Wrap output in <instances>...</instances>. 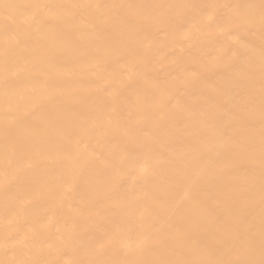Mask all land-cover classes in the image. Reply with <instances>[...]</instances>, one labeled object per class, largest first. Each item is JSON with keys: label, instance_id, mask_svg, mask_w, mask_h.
I'll use <instances>...</instances> for the list:
<instances>
[{"label": "bare ground", "instance_id": "6f19581e", "mask_svg": "<svg viewBox=\"0 0 264 264\" xmlns=\"http://www.w3.org/2000/svg\"><path fill=\"white\" fill-rule=\"evenodd\" d=\"M264 0H0V264H260Z\"/></svg>", "mask_w": 264, "mask_h": 264}, {"label": "snow or ice", "instance_id": "6c2138e0", "mask_svg": "<svg viewBox=\"0 0 264 264\" xmlns=\"http://www.w3.org/2000/svg\"><path fill=\"white\" fill-rule=\"evenodd\" d=\"M260 264H264V259H262V260L260 261Z\"/></svg>", "mask_w": 264, "mask_h": 264}]
</instances>
